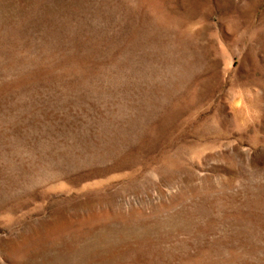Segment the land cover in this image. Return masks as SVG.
Listing matches in <instances>:
<instances>
[{"label": "rangeland", "instance_id": "374dc122", "mask_svg": "<svg viewBox=\"0 0 264 264\" xmlns=\"http://www.w3.org/2000/svg\"><path fill=\"white\" fill-rule=\"evenodd\" d=\"M0 264H264V0H0Z\"/></svg>", "mask_w": 264, "mask_h": 264}]
</instances>
